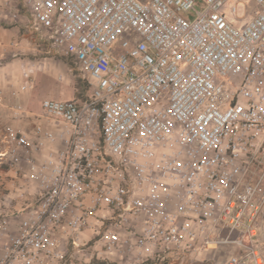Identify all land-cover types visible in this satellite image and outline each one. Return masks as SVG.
Wrapping results in <instances>:
<instances>
[{
    "label": "built area",
    "instance_id": "1",
    "mask_svg": "<svg viewBox=\"0 0 264 264\" xmlns=\"http://www.w3.org/2000/svg\"><path fill=\"white\" fill-rule=\"evenodd\" d=\"M250 1L247 19L246 0L0 3L91 88L40 113L30 85L13 103L0 91L13 120L37 118L4 128L0 264H264V0Z\"/></svg>",
    "mask_w": 264,
    "mask_h": 264
},
{
    "label": "crops",
    "instance_id": "2",
    "mask_svg": "<svg viewBox=\"0 0 264 264\" xmlns=\"http://www.w3.org/2000/svg\"><path fill=\"white\" fill-rule=\"evenodd\" d=\"M8 1L12 2L15 0H0V3H6ZM250 3L253 5V7L252 9H248V6L246 5V19L249 18L253 11L257 8L253 1ZM9 23L10 27H0V91L6 102L13 103L16 100L13 92L22 86V84H18L19 78L22 77L23 80H26L25 75L28 73H33L36 79L39 78L42 80L43 78H50L51 75L54 76L60 71L57 72V67L50 66L51 62L34 63L29 57L30 49L33 51V53H36L34 51L40 53V51L44 50L45 47L40 44L36 35L24 29L20 24H12L11 22ZM1 24L6 23L0 21V25ZM5 50H8V52H5ZM54 58L55 57L52 56L48 59ZM26 85H30L28 80H26ZM32 87L33 86H29L28 90H30ZM49 90L50 89H42V93L45 92L44 97L54 98L53 96L57 97L60 94L58 91H55L51 92L52 94L50 96H47V92ZM33 97L34 96H32V93L24 94L22 96V100H30V102L33 103ZM34 108L36 109V111H34L35 113L41 112V104L35 106ZM36 120L37 118H34L30 121H15L10 117V112L7 107L0 105V150L3 148L2 137L6 125L12 124L16 128L31 130L32 124H34ZM42 122L46 126L58 125V123L55 121L48 122L43 119ZM13 175V172L8 168L7 165L0 163V196L2 193L8 192L9 190H15V187L13 186ZM19 206H21V204L16 206L17 211L22 210V208Z\"/></svg>",
    "mask_w": 264,
    "mask_h": 264
},
{
    "label": "rangeland",
    "instance_id": "3",
    "mask_svg": "<svg viewBox=\"0 0 264 264\" xmlns=\"http://www.w3.org/2000/svg\"><path fill=\"white\" fill-rule=\"evenodd\" d=\"M11 2V1H10ZM13 5H19L20 0L12 1ZM250 0H246L245 4L248 6V9H252L253 5L250 3ZM5 4V3H3ZM246 5H243L246 7ZM242 6V7H243ZM198 7H201V4L198 5ZM6 11V6H3V13ZM3 23L9 24H1V28H7L10 27V23L2 20ZM5 52H8V50ZM29 57L33 60L35 63L40 62H51L50 66L57 67V72L60 71L58 74L52 76L50 78H43L42 80L39 78H35V75L33 73H28L25 75L26 80L29 81L30 86H33L28 90L25 94L32 93L34 102H30V100H26L25 104L27 107L32 111H36L34 108L35 106H38L41 104L42 100H44L47 97H44V93H42V89H50L47 92V96H50L52 93L58 91L60 94L59 96H53L56 99L61 100H70L73 98H86L90 92L91 88L89 87V84L86 79H84L80 72L75 69L74 64L72 63L71 58L65 56V55H52L47 53L45 50H41L40 53L37 51H34L36 53H33V51L30 49L29 51ZM54 56V59H48L49 57ZM72 69V70H71ZM28 78V79H27ZM26 80H23V78H19L18 84H26ZM30 92V93H29ZM32 101V100H31ZM92 264H97L95 260H93ZM191 264H211V262H202V261H195Z\"/></svg>",
    "mask_w": 264,
    "mask_h": 264
}]
</instances>
